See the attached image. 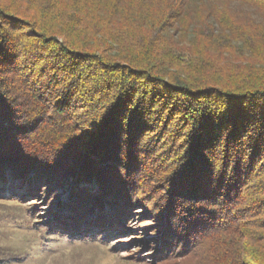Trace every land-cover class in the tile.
Segmentation results:
<instances>
[{
	"label": "trees",
	"instance_id": "16d2710c",
	"mask_svg": "<svg viewBox=\"0 0 264 264\" xmlns=\"http://www.w3.org/2000/svg\"><path fill=\"white\" fill-rule=\"evenodd\" d=\"M245 9L264 0H0V181L75 185L67 234L87 205L106 228L108 201L112 226L136 207L161 224L159 257L264 264L246 229L264 215V24Z\"/></svg>",
	"mask_w": 264,
	"mask_h": 264
},
{
	"label": "rangeland",
	"instance_id": "374dc122",
	"mask_svg": "<svg viewBox=\"0 0 264 264\" xmlns=\"http://www.w3.org/2000/svg\"><path fill=\"white\" fill-rule=\"evenodd\" d=\"M198 1L193 0V2ZM233 7L240 8V5L236 3ZM245 10H249L258 22L264 24L262 14L253 9ZM35 35L33 31L21 30L13 33V36H16L13 37V46L23 42L19 47L23 50L16 51V55H30L28 59L18 58L17 63L19 62L21 68L31 67L34 62L31 56H37L34 45L40 40ZM59 40L62 42L63 38L60 37ZM41 65L44 66L40 63L35 71H39ZM32 76V81L43 79L36 72ZM58 76L62 78V75L58 74ZM179 123L180 121H177L171 125V130H174L176 124ZM148 138L146 136L145 140ZM242 142L243 145L238 144L237 149L250 154L252 147L248 140L245 139ZM221 146L223 145L219 143L218 148L215 149L219 152L218 154H220L218 150L222 148ZM262 158V168L256 173L261 172L262 177L256 179L255 175L254 180L249 184H254L255 180L257 182L264 179V155ZM8 176V183L0 181V264H201L199 257L196 258L194 255L174 260L171 257L167 259L159 257L162 245L160 242L162 226L159 223H153L154 220L146 216L140 207H136L139 210L126 217H121L112 226L110 218L107 217L112 214V211L107 209L108 201H104L103 204L107 206L102 219H106L104 221L106 229L95 223L98 210L94 206L87 205L89 213L85 222L86 230L79 236L73 233L67 234L65 232L67 220L72 216L74 206L78 205L75 203L77 195L72 194L71 191L76 187L75 185L69 182L61 187H53L45 182L19 181L13 179L10 174ZM150 176L155 178L156 175ZM148 180L153 181L154 179L148 178ZM77 189L80 192H99L97 186L90 183H80ZM247 190H249L248 187ZM249 191L253 193L252 190ZM50 193L52 194L48 198ZM258 198L245 199L244 205H249L250 209H248L253 210ZM248 220L251 221L249 224L253 223L251 227L246 226V229L253 230L251 233L256 235L260 241H264V229L261 230V227L264 228V215L259 220L251 217ZM257 221L260 223L254 225ZM51 227L55 230L49 231ZM243 244L249 247L252 242L243 239ZM248 260L251 259L248 258Z\"/></svg>",
	"mask_w": 264,
	"mask_h": 264
}]
</instances>
